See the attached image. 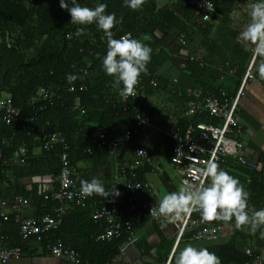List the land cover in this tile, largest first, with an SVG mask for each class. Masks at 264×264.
Instances as JSON below:
<instances>
[{
  "label": "trees",
  "instance_id": "1",
  "mask_svg": "<svg viewBox=\"0 0 264 264\" xmlns=\"http://www.w3.org/2000/svg\"><path fill=\"white\" fill-rule=\"evenodd\" d=\"M213 1L222 11L224 0ZM79 3L90 8H94L97 3H105L107 13L115 12L117 18L123 17L122 23L113 28L115 38L131 33L134 38L143 39L152 47V59L147 65V72L157 75V86H145L144 91L147 95L144 110L151 119L159 112L151 98L164 96L173 105L172 112L176 113L178 127L185 128L190 122L213 125L222 122L208 112L195 116L192 120L184 116L183 108H186L189 97L187 89L175 81V74L181 70L180 63L174 62L170 47L164 43L169 32L175 30L178 37L181 33L186 34V49L189 51L193 38L191 32L196 29L198 37L207 38L215 21L196 19L195 8L187 0H170L164 5L159 0H144L139 10L126 6L124 0H79ZM81 27L83 32L76 35L77 29ZM175 45V52L179 54V39ZM106 52L107 39L103 30L95 23H73L70 12L60 6V0H0V94L11 96L14 104L21 110L17 122L10 125L0 124L1 190L4 191L8 173L12 170L9 165L17 156L20 161L19 153L23 147L28 152L21 158L24 162L15 165L16 176L59 177L62 149L58 146L47 151L41 141L52 132H61L70 143L72 166L95 162L97 157L105 156L107 170L104 174L107 178L113 176L114 165L109 159L107 149L95 148L92 153H88L90 142L85 135L91 134L97 126H106L114 136L120 137L135 121L136 113L130 106L134 102H123L119 90L114 87L113 77L107 75L102 68V59ZM198 57L199 61L188 58L185 72L196 81V89L218 95L217 88L206 78L217 71L212 69L207 58L201 55ZM85 70L88 71L87 77L84 76ZM69 73L77 75V79L71 83L67 80ZM216 80L218 79H212L213 82ZM71 87L75 90L70 91ZM42 90L52 92L54 96L50 100H42ZM78 101L85 113L76 109ZM32 128L36 131L33 132ZM34 137H39L40 140H34ZM166 142L172 146L165 156L171 159L175 143L170 138H166ZM124 147L125 144L121 150ZM35 148H41V152L35 154ZM251 176V182L246 188L248 192L255 188V176ZM75 178L81 181L79 175ZM138 180L145 181L141 172ZM7 191L8 198L6 195L2 198L10 201L13 195L11 190ZM26 192L20 188L15 193ZM40 199L44 197L41 196ZM198 215L201 216L194 211L192 219H196ZM10 218L9 216L8 220H0V234L4 232L2 222L7 223L11 221ZM91 242L93 243L92 240ZM105 245L95 242L92 251H98ZM218 256L221 257L222 264H250L253 260L235 244L221 246Z\"/></svg>",
  "mask_w": 264,
  "mask_h": 264
},
{
  "label": "crops",
  "instance_id": "2",
  "mask_svg": "<svg viewBox=\"0 0 264 264\" xmlns=\"http://www.w3.org/2000/svg\"><path fill=\"white\" fill-rule=\"evenodd\" d=\"M168 2L170 0H159L161 5ZM248 3L249 0H224L222 11L217 8L215 3L216 9L222 14V18L215 22L208 37L204 39L198 37L196 29L191 32L193 38L188 51L191 53L189 54L190 60L199 61L198 56L200 55L207 58V62L211 63L212 69L217 72L210 73L206 78L217 88L219 96L214 92L196 89V81L189 73L185 72V69H181L178 74H175V81L187 89V94L190 89L201 90L204 95H213L228 104H231L235 98H239L236 112L241 132L239 137L245 143L246 158L255 163L257 168H250L232 156L224 157L218 163L230 174L238 177L245 189L251 182V174L255 176V188L249 192L248 201L250 207L259 209L264 208V77L258 72V67L264 63V57L255 55L252 51L253 45L242 40L239 36L250 21ZM178 35L175 30L169 32L164 43L170 47L174 62L185 64L188 59L179 57V54L175 52V44L179 39ZM192 57L196 60H192ZM251 64L252 78H249L243 86ZM205 65L208 66L207 63ZM169 66L168 64L167 67L169 68ZM213 78L218 80L213 82ZM162 97L164 99L161 100L160 97L151 98L153 105L159 110L153 116V127L144 129L140 135L134 137L136 139L133 142L131 141L134 138L125 141L124 133L120 137L115 136L120 142L117 154L112 153L109 147L94 145L89 138L90 145L87 152L92 153L95 148L107 149L109 159L114 165V174L111 178L105 176L106 158L99 156L95 162L80 163L77 167L72 166L73 178L81 187V181L75 178L76 175H79L81 180H91L93 177H97L102 181L107 192H111L114 188L115 190L108 197L98 196L94 193V198L89 200V206L86 208L80 207L75 202L55 198V195L60 191L59 177L50 175L43 177L16 176L14 174L15 165L19 163V158L17 156L14 159L9 165L12 170L8 173L9 178L8 182L4 184V191L0 188V211L5 210L8 219L9 216L11 217V221L1 224L4 232L0 234V246L4 239L10 247L23 249L22 255L18 259L12 260L10 264H72L68 260L56 258L46 248L48 243L58 241L73 249L83 264H109L114 261L119 264H175L174 257L186 244L208 247L217 255L221 246L235 244L239 250L246 251V254L253 258L250 264H264V238L260 237L259 230L253 233L247 226L238 229L234 219L227 222L212 220V223L221 225L223 228L222 233L216 239L194 241L192 235L197 228L192 227L189 233L178 242L175 218L171 220L166 217L154 219L146 210L142 209V204L148 198L149 193L144 192L141 198L134 202V193L130 186L136 182L149 184L156 192V200H160L166 193L179 190L174 183L173 175L179 177L181 184L183 180L178 168L171 161L172 157L168 159L165 156L170 152L172 146L166 142V138L174 141V153L176 141L168 136L170 132L184 130L192 124L205 123L190 122L185 128L178 127L176 113L172 112L173 105L167 97ZM183 109L184 116L189 120L207 113L201 111L194 116H189L187 115V105ZM183 109L181 110L183 111ZM218 125H222V122ZM95 128L91 129L94 131ZM89 135L90 137L94 136L93 132ZM124 144L125 147L121 150ZM89 148L91 151H88ZM138 148L145 150L147 157L139 160L136 154ZM40 152L41 148H35V154ZM138 161L140 164H137ZM140 172L145 181L138 180ZM20 188L27 191L26 194H16V189ZM7 190H11V195H13L12 200L9 197L10 201L2 198L6 196L8 198L9 191ZM20 196L27 198L29 204H18L17 199ZM41 196L44 199H40ZM108 198L114 201L117 212L122 219H132L136 232L133 233L134 238H129L130 235L125 233L123 238L112 242H101L106 245L98 251H92L94 243L99 242L97 237L104 233L105 229L93 218L92 205L95 203L104 204ZM133 205L136 209L133 214H130ZM46 216L54 217L60 221L56 230L45 234L43 241H38L35 237L22 238L20 225L23 220L28 218L40 219ZM1 219L5 220L0 216ZM199 219L202 217L198 215L196 219L192 220ZM130 239H135V241L127 246Z\"/></svg>",
  "mask_w": 264,
  "mask_h": 264
},
{
  "label": "built area",
  "instance_id": "3",
  "mask_svg": "<svg viewBox=\"0 0 264 264\" xmlns=\"http://www.w3.org/2000/svg\"><path fill=\"white\" fill-rule=\"evenodd\" d=\"M195 8V17L203 21L217 22L222 18V14L216 9L215 3L212 0H187ZM126 34V33H125ZM125 34L117 36L121 38ZM133 36V35H132ZM180 51L179 57L188 59L190 58L189 52L186 49L187 36L184 33L179 37ZM192 60L196 58L192 57ZM180 68L184 69L185 64L180 63ZM252 64L247 72L244 84L251 74ZM84 76H88V71H84ZM157 75L151 72L142 73L139 84L137 85L136 95L122 96L123 102L127 103L133 101L130 106L133 107L136 113V119L125 130L123 138L125 141L132 140L135 136L149 127H153L152 119L145 113L147 95L144 93L145 86L154 88L157 86ZM84 87H82L83 89ZM74 91V87L69 89ZM54 94L49 91H40V98L42 100H50ZM189 100L187 102V115L194 116L198 112L206 111L212 116L219 118L222 125H208L206 123L192 124L184 130L170 132L168 136L176 141V146L172 156V163L178 168L183 182L188 181L194 186L201 183H207V178L203 175V170L209 160L221 161L224 157H235L240 163L247 165L250 168L256 169L257 165L249 161L245 156V143L239 137L241 134L239 128V120L236 112L238 109L239 98L231 103H224L213 95H204L201 90H188ZM76 109L85 113L81 108L80 102L76 104ZM21 110L14 104L13 99L9 95L0 94V124L10 125L20 119ZM35 132L36 129L32 128ZM94 136L90 137L89 134L85 138L91 139L92 143L98 147H109L112 153L117 154L120 142L111 133L106 126H97L93 131ZM34 140H40L39 137H34ZM43 147L47 151H52L56 147H61V173L59 176L60 191L55 195L58 200H67L75 202L80 207L86 208L89 206V200L94 198V194L85 197L81 193V187L78 186L76 180L73 178L72 164L70 158V143L61 132H52L44 139L41 140ZM88 151H91L89 148ZM27 149L25 147L20 149V163L24 162L21 159L26 156ZM138 159L147 157L145 150L138 148L136 150ZM137 164H140L138 161ZM133 176L135 174L133 173ZM131 191L134 193L133 200L137 202L144 192L149 193L148 198L142 204V209L146 210L149 215L154 219H161L162 217H154L150 213L151 207H155L159 203L156 200V192L149 184L136 182L130 186ZM111 194V193H110ZM47 198V197H46ZM20 205L29 204L27 198L20 196L17 199ZM136 207L133 205L130 214H133ZM0 216L5 220L8 219L5 210L0 211ZM92 216L101 225L105 227L104 233L97 237L99 242H112L114 240L123 238L125 233H128L129 238H134L133 230L134 223L132 219H122L118 212L114 201L108 198L104 204L92 205ZM175 223L178 231V242L183 239L192 227L197 230L192 235V240L201 241L205 239H216L222 233L223 228L221 225L214 224L212 221L199 219L192 220L190 216L181 215L175 218ZM60 225V221L54 217L46 216L43 218H28L21 222L20 232L24 239L35 237L38 241H43L45 234L51 233L56 230ZM3 239V238H2ZM135 239H130L127 246L133 244ZM46 248L56 258L70 261L72 264H83L82 260L77 256L73 249L64 245L63 242L48 243ZM23 249L21 247H10L6 241L0 246V264H10L12 260L18 259L22 255ZM248 253H251L248 251ZM109 264H119L112 262Z\"/></svg>",
  "mask_w": 264,
  "mask_h": 264
},
{
  "label": "clouds",
  "instance_id": "4",
  "mask_svg": "<svg viewBox=\"0 0 264 264\" xmlns=\"http://www.w3.org/2000/svg\"><path fill=\"white\" fill-rule=\"evenodd\" d=\"M143 3L144 0H124V4L133 10L141 9ZM60 6L70 12L73 23H95L103 30L107 39V52L102 59L104 72L113 77L114 87L122 96L136 95L141 75L147 73V65L152 59L153 49L150 44L143 39L134 38L131 33L115 38L113 28L122 23L123 17L117 18L115 12L107 13L105 3H97L94 8H90L79 3V0H60ZM248 8L250 21L239 36L253 45L255 55L264 57V0H249ZM82 32L83 28H78L76 35ZM258 72L264 77V63L258 67ZM76 79V74H67L70 83ZM203 175L207 178V183L194 186L184 181L178 191L164 194L158 205L151 207V215L171 220L181 215L190 216L197 211L206 221L227 222L234 219L236 228L247 226L253 233L259 230L260 237L264 238V208L249 206V192L240 179L214 159L207 162ZM114 190L115 188L112 191ZM111 192L105 190L97 177L81 180V193L85 197L94 193L108 197ZM174 259L175 264H222L217 253L210 251L208 247L193 244H186Z\"/></svg>",
  "mask_w": 264,
  "mask_h": 264
},
{
  "label": "rangeland",
  "instance_id": "5",
  "mask_svg": "<svg viewBox=\"0 0 264 264\" xmlns=\"http://www.w3.org/2000/svg\"><path fill=\"white\" fill-rule=\"evenodd\" d=\"M158 99H159V98H158ZM161 99H164V98L161 96V97H160V100H161ZM173 178H174V183H175V185H176L178 188H180L181 183H180V179H179V177L173 175Z\"/></svg>",
  "mask_w": 264,
  "mask_h": 264
},
{
  "label": "bare ground",
  "instance_id": "6",
  "mask_svg": "<svg viewBox=\"0 0 264 264\" xmlns=\"http://www.w3.org/2000/svg\"><path fill=\"white\" fill-rule=\"evenodd\" d=\"M132 232H133V233H135V232H136V230L134 229Z\"/></svg>",
  "mask_w": 264,
  "mask_h": 264
}]
</instances>
